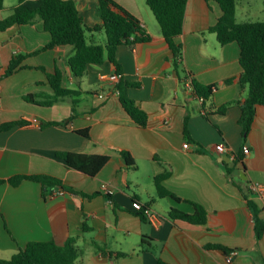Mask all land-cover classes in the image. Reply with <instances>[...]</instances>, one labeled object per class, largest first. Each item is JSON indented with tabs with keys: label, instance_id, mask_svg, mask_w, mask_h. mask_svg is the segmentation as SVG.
<instances>
[{
	"label": "crops",
	"instance_id": "0c3cea01",
	"mask_svg": "<svg viewBox=\"0 0 264 264\" xmlns=\"http://www.w3.org/2000/svg\"><path fill=\"white\" fill-rule=\"evenodd\" d=\"M75 1L88 26L102 22L99 0ZM115 1L137 15L152 35L147 42L123 44L117 51L124 80L140 83L124 89L147 113L148 123L141 126L132 118L118 83L102 79L117 71L109 59L89 64L80 79L72 74V45L45 49L24 61L45 70L27 67L2 78L0 122L26 123L0 133V178L47 174L61 179L63 187L44 190L31 179L18 185L0 183V257L10 258L31 241L62 245L75 238L83 251L78 264H157L160 258L171 264H264V235L258 237L249 205L253 200L264 207V191L252 188L264 185V105L257 106L245 135L240 118L248 89L239 80L240 45L221 44L210 30L222 15L220 5L188 0L184 30L177 38L184 59L177 68L146 0ZM18 2L8 6L5 0L0 18L9 16ZM236 18L264 20V0H236ZM88 36L101 44L107 41L104 29ZM50 40L40 19L0 31L1 73L13 56L35 52ZM57 71L64 86L78 92L45 105L54 94L48 73ZM192 79L214 84L213 96L199 97ZM231 101L236 102L220 112ZM84 129L89 136L78 132ZM185 142L191 146L184 147ZM221 142L227 147L224 153L216 149ZM244 145L249 152H243ZM122 150L131 152L135 166L128 165ZM58 151L108 154L110 159L91 176L66 166L56 157ZM237 154L244 161L235 162V169L244 170L247 178L235 171L229 175L222 160L231 156L235 161ZM165 172L169 175L162 184L181 201L160 195L155 177ZM104 182L113 193L101 188ZM136 200L150 210L146 219L134 206ZM188 200L207 209L205 224L172 216L193 213ZM259 216L264 218V210Z\"/></svg>",
	"mask_w": 264,
	"mask_h": 264
},
{
	"label": "trees",
	"instance_id": "16d2710c",
	"mask_svg": "<svg viewBox=\"0 0 264 264\" xmlns=\"http://www.w3.org/2000/svg\"><path fill=\"white\" fill-rule=\"evenodd\" d=\"M4 1L0 0V9L4 7ZM222 9V15L217 22L210 27L215 32L221 44L236 41L240 45V63L242 74L240 83L248 89L247 98L242 102V116L240 124L244 134L247 135L256 116L258 105H264V20L239 22L236 18V0H215ZM154 12L173 54V61L177 68L183 61V44L177 38L183 33L184 20L188 0H146ZM98 13L102 22L95 26H88L83 15L78 9L75 0H19L14 6L13 12L0 18V31H6L14 25H24L42 20L43 27L51 35L50 42L43 48L32 53H20L12 57L9 65L1 73L2 78L7 77L23 68H42L43 66H30L24 63L29 57L38 54L42 50L55 48L62 45H72L75 54L68 59L72 74L80 79L87 71L91 63H103L109 59L118 72L122 71V66L117 58V51L120 45L147 42L152 38L151 33L144 25L143 21L134 13L128 11L115 0H99ZM104 29L107 35L105 44L94 42L89 39L88 32L100 31ZM50 85L54 94L48 98L44 104L51 105L61 98L76 94L77 89L64 86L61 72L48 73ZM192 84L199 97L208 99L213 96L216 86L206 85L192 79ZM139 82L125 81L121 78L117 85L120 99L132 118L141 126L148 123L147 113L131 98L125 91L124 86H139ZM33 94H28L27 98L32 100ZM231 101L220 108L224 112L226 108L235 103ZM24 120H14L0 122V133L23 125ZM58 122H47L46 124H57ZM79 133L89 136V130H79ZM128 165L135 166L136 161L129 150H122ZM56 157L62 160L66 166L81 170L91 176H95L110 159L108 154L80 153L73 151H58ZM242 154L235 156V162L243 160ZM227 166L228 174L233 175L235 166ZM169 175V172L162 173L155 177L156 185L161 196H171L181 201L182 198L167 189L162 180ZM23 179H31L40 182L44 190L62 186V180L47 174H18L8 179L0 178V183L9 181L14 185L20 184ZM92 196V195H91ZM194 207L193 213L178 212L172 216L182 218L191 223L205 224L208 218L207 209L200 203L188 200ZM249 205L255 214V229L258 237L264 235V218L259 213L264 210L259 208L253 201L249 200ZM144 206L139 214L146 219L147 215ZM145 241V239H144ZM225 249L220 245H214ZM82 248L76 243L75 238H70L65 244H58L51 241H31L24 248L19 249L10 258L0 257V264H78V259L82 254ZM157 264H171L163 259H159Z\"/></svg>",
	"mask_w": 264,
	"mask_h": 264
},
{
	"label": "built area",
	"instance_id": "2783aa9c",
	"mask_svg": "<svg viewBox=\"0 0 264 264\" xmlns=\"http://www.w3.org/2000/svg\"><path fill=\"white\" fill-rule=\"evenodd\" d=\"M101 77H102V79H107V80H110V81H112L114 83H119V81L123 77V73L116 71V72H114V73H112L110 75L103 74ZM190 146H191V144L189 142H185L184 143V147L189 148ZM216 149L220 153H224L225 151H227V147H226V144L224 142L216 144ZM249 151H250V147L248 145H244L243 152L247 153ZM101 188L103 190H105L108 194H111L114 191L113 187L110 184H108L107 182L102 183ZM252 188H254L255 190H258V191H260V190L264 191V185H262V184H258V183L253 184ZM57 193L63 194L64 191L63 190H57ZM134 206L138 210H141L144 207V205L138 200L134 201ZM145 213H146L147 216L151 215V212H150V210L148 208L145 209ZM231 259H232V257H230V260Z\"/></svg>",
	"mask_w": 264,
	"mask_h": 264
},
{
	"label": "water",
	"instance_id": "95a60500",
	"mask_svg": "<svg viewBox=\"0 0 264 264\" xmlns=\"http://www.w3.org/2000/svg\"><path fill=\"white\" fill-rule=\"evenodd\" d=\"M222 160L229 162L231 166H235V161L231 160V156H224ZM235 173L240 175L243 178H247L245 171L241 170L240 168L235 169Z\"/></svg>",
	"mask_w": 264,
	"mask_h": 264
},
{
	"label": "rangeland",
	"instance_id": "374dc122",
	"mask_svg": "<svg viewBox=\"0 0 264 264\" xmlns=\"http://www.w3.org/2000/svg\"><path fill=\"white\" fill-rule=\"evenodd\" d=\"M262 1V0H261ZM14 3H16V0H7V5H14Z\"/></svg>",
	"mask_w": 264,
	"mask_h": 264
}]
</instances>
